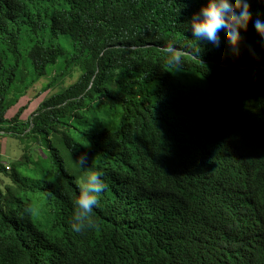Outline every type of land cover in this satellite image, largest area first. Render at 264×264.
<instances>
[{
    "label": "trees",
    "instance_id": "obj_1",
    "mask_svg": "<svg viewBox=\"0 0 264 264\" xmlns=\"http://www.w3.org/2000/svg\"><path fill=\"white\" fill-rule=\"evenodd\" d=\"M29 1L42 0H0V132L41 135L52 168L30 179L12 165L14 184L0 187V264H264V39L253 26L264 0L250 2L238 56L225 46L199 57L185 24L203 0H50L37 13ZM24 30L47 38L25 47ZM61 39L74 45L69 57ZM170 43L183 55L178 67L167 63ZM62 57L78 64V79L20 132L13 123L25 107L7 112L31 70ZM88 169L106 187L97 226L75 233L73 200ZM27 184L53 211L51 227L34 219V201L20 193Z\"/></svg>",
    "mask_w": 264,
    "mask_h": 264
},
{
    "label": "rangeland",
    "instance_id": "obj_2",
    "mask_svg": "<svg viewBox=\"0 0 264 264\" xmlns=\"http://www.w3.org/2000/svg\"><path fill=\"white\" fill-rule=\"evenodd\" d=\"M47 6L51 7L50 0L29 1L28 9L31 12L37 13L38 11H44ZM48 30L39 32L34 37L37 39H46ZM32 35L24 30L22 43L25 47H28L33 39ZM64 45L66 49V55L69 57L74 52V45L72 42L66 40H58ZM57 42V41H56ZM67 58H60V62L55 65H48L45 73L39 75L36 72H30L27 78L28 88L19 99L18 103L11 107L7 112V117H13L20 107H25V110L21 114L19 121L13 123L16 129L22 132V129L27 128L31 123V118L39 110L41 102L53 93H56L63 87H67L74 83L81 71L78 64H68ZM172 71L178 75L183 81L187 82V75L185 71L172 69ZM192 83L199 86L202 89H207V81L200 76L194 77ZM28 122V123H27ZM24 124V125H23ZM47 141L41 135L39 136H13L0 132V161L7 166V172L0 171V187L6 191L8 185L14 184L13 177L11 175L13 168L16 169L23 177L41 178L47 174L49 169L52 168V162L48 159ZM26 156V157H25ZM25 158V160H24ZM24 160L22 163L19 161ZM21 195L24 197H31L34 201V219L40 223L43 228H49L53 223V211L48 206L44 205V197L41 192L30 191L27 189L20 190Z\"/></svg>",
    "mask_w": 264,
    "mask_h": 264
},
{
    "label": "clouds",
    "instance_id": "obj_3",
    "mask_svg": "<svg viewBox=\"0 0 264 264\" xmlns=\"http://www.w3.org/2000/svg\"><path fill=\"white\" fill-rule=\"evenodd\" d=\"M251 0H203L202 7L193 14L185 24L192 33L197 47L192 49L193 56H200L205 50L223 51L230 48L233 55H239L242 43L241 30L247 31L251 21ZM256 32L264 39V21L256 19L253 22ZM203 42V43H201ZM168 51L167 63L178 67L183 63V55L174 43L166 45ZM79 164L84 167L88 156L81 154ZM103 173L88 169L78 183V194L73 200L74 213L70 223L75 233H84L94 229L97 224L94 219V208L99 207V194L106 185L101 179Z\"/></svg>",
    "mask_w": 264,
    "mask_h": 264
}]
</instances>
